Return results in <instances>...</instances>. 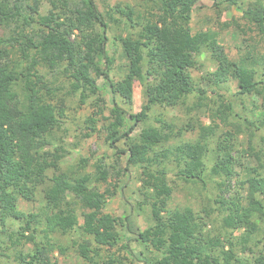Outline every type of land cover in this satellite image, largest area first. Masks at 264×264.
I'll use <instances>...</instances> for the list:
<instances>
[{
	"label": "trees",
	"instance_id": "trees-1",
	"mask_svg": "<svg viewBox=\"0 0 264 264\" xmlns=\"http://www.w3.org/2000/svg\"><path fill=\"white\" fill-rule=\"evenodd\" d=\"M46 1L51 8L43 14V0H0V222L3 226L8 220L24 223L16 241L32 244L33 249L20 253L21 263L55 264L50 254L55 250L65 254L67 248L52 236L81 230L85 238L73 244L85 264H126L129 258L116 252L127 250L130 240L141 248V264H264V233L254 242L264 223V137L253 156L255 166L244 165L234 155L241 135L254 138L264 131V0H226L229 8H242L244 24L234 19L241 32L255 34L239 60L230 59L218 32H192L199 0H142L150 6L144 13L121 5L103 13L97 0ZM116 14L137 31L118 37L127 61L125 76L118 83L110 77L115 59L107 50L111 25L122 24ZM204 52L216 66L205 78L211 91L196 84L192 75ZM44 69L64 74L70 93H79L82 101L88 92L99 89L100 77L107 80L114 96L135 79L145 80L146 104L140 113H127L115 98L111 116L106 118L110 122L107 140L121 156L133 151L135 144L123 150L118 144L147 120L153 107H176L194 97L196 107L208 108L215 126L200 124L196 141L172 145L173 126L163 121L161 129L142 137L148 151L139 157L141 201L133 211L149 208L151 224L145 230L134 231L133 211L122 217L106 212L117 191L102 189L110 175L103 161L95 165V174L86 173L88 161L82 159L71 174L48 178V172L58 171L64 158L50 152L57 145L55 133L62 129L64 114L56 101L61 87L46 79ZM232 83H237L239 96L259 99L251 109L244 108V116L217 91H230ZM209 93L218 96L215 108L209 105ZM103 113L100 108L95 115ZM86 123L94 133L95 117ZM220 125L227 130L216 141L208 166L210 139L217 136ZM173 167L187 184L206 188L209 180L220 179L222 193L215 200L220 231L215 236L207 231L210 211L202 215L191 207H170ZM43 186L41 213L21 212L19 199L34 200ZM233 188L236 193L231 194ZM41 224L45 242L39 243L37 226ZM129 234L133 239H127Z\"/></svg>",
	"mask_w": 264,
	"mask_h": 264
},
{
	"label": "rangeland",
	"instance_id": "rangeland-1",
	"mask_svg": "<svg viewBox=\"0 0 264 264\" xmlns=\"http://www.w3.org/2000/svg\"><path fill=\"white\" fill-rule=\"evenodd\" d=\"M97 5L103 13L108 11L110 7H116L117 5H121L124 8L129 6L137 13H144V11L150 8L142 0H97ZM218 6L223 9L222 14H220ZM50 8L48 2L43 0L42 13L47 14ZM115 18L121 20L122 24L113 23L111 25L107 50L115 59L110 77L115 83H118L123 80L127 67V61L122 56V46L118 37H126L128 34L136 35L137 31L126 26L125 18L117 14ZM234 19L240 25L244 24L242 20V8H229L226 0H199L194 9L190 27L193 33L208 30L218 32L221 44L224 46L230 59L239 60L245 53L246 46L252 44L253 41H251L250 37H255V34L251 35L250 33L241 32L234 23ZM256 46L259 51L262 50L260 43L256 44ZM198 62L199 66L192 71L196 84L211 91L212 88L208 82H205V78L216 66L208 52H204L198 58ZM42 73L48 81L55 82L61 87L56 101L63 108L64 114L62 129L55 133V143L57 145L50 148V152L61 154L64 158L59 163L58 171L50 170L48 172V178L51 179L54 174H71L73 170H78L82 159L88 161L86 173L95 174V165L100 160L103 161L105 167H108L110 170V175L108 183L103 184L102 189L111 188L117 191L116 196L109 200L106 212L117 217L130 214L137 201H141L139 196L141 183L139 182L138 175L140 174L138 168L139 157L148 151L141 144L142 137L151 133L153 129H161L163 126L160 121H163L173 126L175 137H172L173 141L171 144L179 145L198 140L200 137V124L215 126L209 120L208 108L206 106L203 108L196 107L197 100L194 97H190L188 101L176 107L155 106L149 111L147 120L139 123L133 133L118 144L121 150L129 149L131 145L135 144L134 149H132L133 151L128 155L121 156L118 155L117 150L112 148L107 140L108 133L106 128L110 122L106 118L111 116L115 98L117 104L127 113H140L142 107L146 104L145 80L142 78L135 79L131 84L121 88L117 95L114 96L111 88L107 86V80L104 77H100L97 79V87L99 89L93 93L88 92V97L82 101L79 93H70L69 80L64 74L51 72L49 69H44ZM217 91L226 100L234 103L235 111L241 116L245 115V107L251 109L254 101L259 102V99L256 97L239 96L237 83H232L230 91L219 89ZM217 97V94L209 93V98L211 99L209 105L211 107H217L214 104L217 101ZM100 108L104 109L103 115H95ZM89 117H95L96 119V131L94 133L90 130L92 125L86 123ZM128 125L129 127L132 126L133 122ZM226 130V128L220 125L217 136L210 139L211 151L207 162L208 166L212 165L213 162L212 157L216 141L220 136L224 135ZM88 133L91 135L87 136ZM261 137H264V131L259 132L254 138H250L246 134L239 137L236 142L234 155L237 158H241L244 165H256L257 162L253 156L260 150ZM238 169L241 171V168ZM172 171L169 181L174 188V193L170 201V207L180 209L191 207L202 215L205 211H210L211 218L207 231L212 233L213 236L218 234L221 217L215 200L222 193V189L218 185L221 182L220 179L209 180L208 186L204 188L201 185L184 183L176 176L178 170L175 167H173ZM115 185L118 186L115 188ZM235 186L236 182H233L232 187ZM45 188L46 186L40 187L32 201L20 198L18 209L26 214H40L45 206ZM233 193H236L234 188L231 190V194ZM79 212L81 213V211ZM132 216V227L136 232L145 230L151 224L150 211L147 206L143 210L133 211ZM23 224V222L8 220L6 226H3L0 222V264H23L19 258L20 253L26 255L32 251V244L22 245L16 241V232L19 231ZM261 226L262 232L254 235V242L256 241L255 238L261 239L263 237L264 223ZM43 228L42 224L37 226L39 243L44 241ZM239 233H236V235ZM127 237L128 240L133 239L132 234H129ZM52 238L55 242L67 248L65 254H61L58 250L51 253L50 258L52 262L55 264H85L78 256L77 248L73 244L74 241H82L85 238L81 230L72 231L67 235L55 234ZM140 250L139 245L135 241L130 240L129 248L127 250L124 249L122 252H116V255L128 257L129 260L125 262L126 264H130L132 261L133 264H141L139 261Z\"/></svg>",
	"mask_w": 264,
	"mask_h": 264
}]
</instances>
